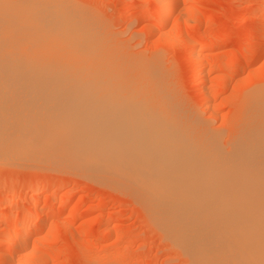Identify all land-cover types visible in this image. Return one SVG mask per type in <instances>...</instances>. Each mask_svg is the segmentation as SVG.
<instances>
[{
    "label": "bare ground",
    "instance_id": "6f19581e",
    "mask_svg": "<svg viewBox=\"0 0 264 264\" xmlns=\"http://www.w3.org/2000/svg\"><path fill=\"white\" fill-rule=\"evenodd\" d=\"M156 1L160 7L158 23L148 26L149 32L168 23L177 6L172 7L176 0ZM1 2L0 159L7 163L39 159L129 192L125 193L139 199L166 238L188 255L190 264H264V132L262 138L249 135L253 144L248 143V151L242 143L235 148H240L239 155L234 153L222 163L212 162L191 139L189 142L185 131L180 140L176 138L180 129L168 125L174 133L167 125L169 130L154 127L155 116L149 112H172L165 97L157 98L149 81L135 83L124 77L102 43L96 44L105 54L93 44L88 34L92 28L84 21L82 28L88 27L87 31L79 28L78 18L45 3L39 7L46 8H34L33 4L27 12L25 5L16 4L15 8L24 7L23 11L20 8L25 14L21 20L22 14L17 12L19 19L14 5ZM8 4L12 5L9 10ZM43 37L56 47L53 51L43 49V55L52 52V56L45 54L44 61L40 48L29 49ZM188 38L186 56L193 58L192 67L196 68L200 62L193 47L196 40ZM65 50L72 62L64 61L68 56L57 58ZM246 57L244 61L250 64L260 52ZM252 107V112H264V103L256 102ZM139 112L150 115L142 118ZM39 196L36 192L32 199ZM37 211L34 201L29 217L16 221L17 233L5 234L0 264H8L14 252L25 249L32 233L43 229L46 216L31 219ZM8 216L6 212L1 218Z\"/></svg>",
    "mask_w": 264,
    "mask_h": 264
},
{
    "label": "rangeland",
    "instance_id": "374dc122",
    "mask_svg": "<svg viewBox=\"0 0 264 264\" xmlns=\"http://www.w3.org/2000/svg\"><path fill=\"white\" fill-rule=\"evenodd\" d=\"M1 1L14 5L13 8L21 3L25 11L33 9L34 5V8L43 6L40 3L47 7L51 4L78 18L81 30L86 23L96 33L88 30L93 44L102 43L124 77L135 83L149 81L155 95L165 97L172 112H149L155 116L152 118L154 127L169 130L168 125H171L175 130H183H178L179 133L169 130L179 134L176 138L180 140L185 131L186 137L190 135L189 142L191 139L204 158L222 163L240 151L242 143L245 151L250 149L246 147L253 144L248 141L249 135L262 136L264 112H252V106L256 102L264 103V0H176L178 4H172V7L177 6L172 9L168 23L151 32L148 26L155 27L158 23L160 7L156 0ZM9 4L8 10L12 8ZM45 5L39 8H46ZM21 6L15 8V12L20 19L17 13L20 11L24 20ZM71 10H75V16ZM10 11L9 14L13 12ZM76 19L74 21L78 22ZM88 27L83 30L87 31ZM186 37L197 41L193 46L198 62L200 60L196 68L192 67L193 58L186 56L189 41ZM44 38L31 43L33 47L29 49L54 50L55 42ZM47 43L52 48H48ZM66 51L55 54L62 60L68 56L64 61L72 62ZM251 51L260 52V57L246 64L244 58L252 54ZM51 53L45 52L47 56H52ZM45 54L42 52L43 58H39L43 60ZM237 66L245 68L237 71ZM202 74L205 75L201 78ZM141 113L139 116L146 118L148 112ZM257 127L259 130L254 134ZM254 139L251 141L256 143ZM237 146L239 150L235 151ZM4 161L0 159V251L5 234L17 233L16 221L29 217L34 201L38 211L31 219L46 216L43 229L32 233L25 249L14 252L8 264L191 263L188 255L166 238L149 211L129 192H121L77 170L62 169L56 164L49 166L39 159L30 163ZM36 192H40V196L33 200ZM12 198L17 200L12 203ZM6 212L9 216L1 218Z\"/></svg>",
    "mask_w": 264,
    "mask_h": 264
}]
</instances>
